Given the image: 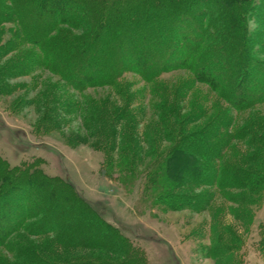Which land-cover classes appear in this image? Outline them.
I'll return each instance as SVG.
<instances>
[{
	"label": "trees",
	"instance_id": "trees-1",
	"mask_svg": "<svg viewBox=\"0 0 264 264\" xmlns=\"http://www.w3.org/2000/svg\"><path fill=\"white\" fill-rule=\"evenodd\" d=\"M133 50H138L136 56ZM13 52H18L13 63L7 64L0 73L2 95H9L15 88L9 80L41 71L57 77L65 88L79 95L87 89L108 87L129 100L127 103L125 100L122 109L113 107L107 112L90 107L85 111L89 118L84 128L87 136L78 140H133L129 124L133 116L127 124L117 126L118 121L128 118L131 98L127 86L116 85L124 74H133V60L135 66H141L135 73L146 84L163 74L183 71L190 75L192 83L207 86L235 113L264 104V59H261L264 56V0H0V59ZM169 103V112L177 113L176 102ZM71 105L63 106L62 123L75 110ZM196 113L197 110L190 115ZM174 118L178 122L179 115ZM228 125L226 119L217 116L189 135L180 130L173 154L158 167L162 186H149L156 192L160 188L173 198L165 201L169 209L205 208L209 202L197 196L175 197L171 191L188 186L208 187L204 179L209 172L213 175L208 178L220 190L231 185L264 191V160L263 169L257 175L246 178V174H238L237 170H248L247 163L241 161L239 165L233 164L237 170H232L231 178L223 177L226 170L219 164L225 144L219 149L217 143L228 140L229 136L223 133ZM180 144H186L187 148L179 147ZM263 146L261 141L257 148ZM177 149L180 151L177 155L187 154L185 160L177 159ZM124 151L126 154L133 149L125 146ZM197 151L209 155V160H198ZM256 151L248 166L258 159ZM36 173L0 166V245L19 230L28 234L32 227L48 231L46 220L57 216L61 225L52 229L56 234L51 242L63 248L107 253L103 258L80 257L65 263L59 260L61 264H133V249L72 193L69 183H52ZM27 185L39 191L49 190L51 194L44 205L50 208L45 210L48 211L45 218H38V223L32 220L26 226L32 214V211L27 214L21 204L23 198L32 196ZM248 191L253 194L250 188ZM8 194L11 204L5 201ZM70 236L73 238H65ZM261 245L264 255V241ZM45 252L46 249L29 244L23 249L17 248L12 261L0 259V264H49L41 258ZM59 261L54 258L50 264H59Z\"/></svg>",
	"mask_w": 264,
	"mask_h": 264
},
{
	"label": "rangeland",
	"instance_id": "rangeland-1",
	"mask_svg": "<svg viewBox=\"0 0 264 264\" xmlns=\"http://www.w3.org/2000/svg\"><path fill=\"white\" fill-rule=\"evenodd\" d=\"M133 51L136 56L138 50ZM17 53H9L0 59V73L7 64L13 63ZM133 63L136 64L134 60ZM134 64L133 74H124L116 83L127 86L131 98L128 118L118 121L117 126L127 124L133 116V122L129 123L133 140H78V137L87 136L84 128L89 118L85 111L90 107L100 108L103 112L113 107L122 109L125 100L126 103L129 101L123 94L103 87L87 89L79 95L65 88L57 77L41 71L9 80L15 88L9 95L0 93V166L7 165L24 173L35 171L56 184L69 183L72 193L89 205L102 222L133 249V264H264L262 189L255 193L250 186L251 194L249 188L229 185L220 190L215 181L208 178L213 175L209 172L204 179L208 187L188 186L171 191L175 197L197 196L209 202L208 205L199 210L185 207L171 210L165 201L173 198L166 196L160 188L156 192L149 187L150 184L162 186L158 167L173 154L180 130L189 135L217 116L229 124L223 132L229 136L228 140L217 143L219 149L225 144L219 164L226 170L223 177L231 178L232 170H237L233 164L239 165L241 161L247 163L248 170H237L238 174H246V178L259 174L264 160V146L257 148L261 141L264 144V104L244 113H235L228 110L207 86L192 83L187 72L163 74L146 84L135 73L141 66ZM178 87L180 91H177ZM170 101L176 102L178 111L175 114L169 112ZM69 103L75 110L62 123L60 112ZM196 110L195 115H190ZM177 114L178 122L174 118ZM125 146L132 147L133 151L125 154ZM179 147L187 148V145L180 144ZM253 151L258 159L248 166L255 158ZM177 152L180 151L177 149L176 155ZM196 154H199L195 156L198 160L210 158L199 151ZM184 155L176 157L183 161ZM27 187L32 196L27 200L23 198L21 204L27 214L31 211L32 214L27 218L26 226L32 220L37 222L38 218H45L48 212L45 210L50 208L44 205L51 194L46 189L39 191L30 185ZM9 196L5 201L11 204ZM58 219L55 216V219L46 220L48 231L32 227L29 234L19 230L4 239L6 242L0 245V259L12 261L14 251L29 244L46 249L41 258L49 264L54 258L65 263L80 257L86 260L106 256L103 250L63 248L51 242L56 234L52 229L61 225Z\"/></svg>",
	"mask_w": 264,
	"mask_h": 264
}]
</instances>
